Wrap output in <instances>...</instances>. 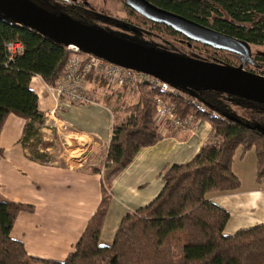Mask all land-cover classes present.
Returning <instances> with one entry per match:
<instances>
[{"label":"trees","instance_id":"1","mask_svg":"<svg viewBox=\"0 0 264 264\" xmlns=\"http://www.w3.org/2000/svg\"><path fill=\"white\" fill-rule=\"evenodd\" d=\"M32 1L53 13H64L92 26L98 27L99 22L108 20L103 11L87 0H82L78 6L54 0ZM148 1L226 35L264 44V0ZM128 4L134 16L143 18L152 29H162L160 31L183 42L187 39L188 44L191 40L201 42ZM12 40L20 41L24 50L14 61H8L6 44ZM68 46L28 25H18L0 16V134L11 113L26 120L22 141L35 124L44 123L45 114L40 109L39 96L30 83L32 77L38 75L46 83L56 84L75 53L68 50ZM89 78L99 83L100 79L106 81L96 74ZM185 87V91L194 93L218 112L215 117L206 111L196 112L198 118L211 122L216 140L201 146L190 161L167 168L163 174L162 190L149 204L123 217L111 245L100 243L112 202V195L105 184L102 185L98 208L75 250L63 262L32 256L22 241L12 238L18 215L34 212L35 206L0 197V264H264V223L227 236L224 229L230 213L208 197L210 193L233 192L241 186L240 178L232 169L239 146L243 148L242 154L255 149L256 179L264 181V132L228 117L227 114L232 113L216 97L221 93L195 86ZM120 91L125 92L126 89ZM123 92L118 96L124 97ZM133 94H139V100L128 102L124 98L113 109L115 121L106 166L114 164L116 173L127 168L142 149L164 138L156 121L155 99L159 91L142 85ZM231 96L241 102L245 113V116L236 115L238 118L264 127V103ZM171 99L179 104L177 109L181 114L194 112L193 105L184 98L175 96ZM3 153L0 147V154ZM94 171L99 172V169Z\"/></svg>","mask_w":264,"mask_h":264},{"label":"crops","instance_id":"2","mask_svg":"<svg viewBox=\"0 0 264 264\" xmlns=\"http://www.w3.org/2000/svg\"><path fill=\"white\" fill-rule=\"evenodd\" d=\"M44 83L36 75L30 86L39 96L40 109L46 114L55 107V101L45 90ZM91 84L100 85L94 79L89 85L94 88ZM100 86L96 90L102 93L106 87ZM108 91L113 94L115 90ZM98 96L97 104L62 102L56 110L58 131L47 126L45 115L44 123L35 124L24 141L25 119L11 113L4 123L0 134V147L4 150L0 154V197L35 206L34 212L18 215L11 232L12 238L22 241L32 256L65 261L98 208L104 184L110 188L112 202L100 243L111 245L123 217L149 204L162 190L167 168L190 161L207 143L202 136L212 134L204 124L194 134L169 126L162 128L161 141L142 149L124 170L108 175L106 154L115 121L116 100L110 95H105V100L103 94ZM63 126H67L66 129ZM74 135L79 136V141L89 138L91 144L78 166L64 165L59 160L58 142L76 143ZM246 154L241 156V163ZM234 164L235 161L232 169L240 178L241 186L233 192L208 195L212 202L230 213L224 229L227 236L264 223V181L256 179L257 161L250 163L245 173L237 172Z\"/></svg>","mask_w":264,"mask_h":264},{"label":"water","instance_id":"3","mask_svg":"<svg viewBox=\"0 0 264 264\" xmlns=\"http://www.w3.org/2000/svg\"><path fill=\"white\" fill-rule=\"evenodd\" d=\"M127 2L146 15L186 32L192 38L247 54L245 46L232 36L159 8L148 0ZM1 15L18 25H28L55 41L75 45L82 51L146 71L182 89L186 85L207 88L264 103V75L244 69L243 64L232 66L149 47L86 24L70 15L53 13L32 0H0ZM227 115L248 128L264 132L260 124L252 125L234 114Z\"/></svg>","mask_w":264,"mask_h":264},{"label":"built area","instance_id":"4","mask_svg":"<svg viewBox=\"0 0 264 264\" xmlns=\"http://www.w3.org/2000/svg\"><path fill=\"white\" fill-rule=\"evenodd\" d=\"M24 46L20 41L12 40L6 44V52L8 61H14L22 54ZM68 50L75 51L69 58L65 66L61 78L54 85L44 83L45 90L53 97L55 107L46 111V121L53 122L58 128L59 118L56 110L61 107L62 102H69L76 105L97 104L99 102L98 92L94 88H90L91 74L103 76L108 85L119 89H131L138 91L142 85L156 88L159 95L155 99L156 121L162 128L173 127L181 131H196L200 126L196 112H208L213 117L218 115L216 110L209 108L207 104L193 97L184 89L171 84L157 76L146 71L138 70L132 67L124 66L99 56L92 52H85L77 49ZM182 97L193 105L194 112L181 114L177 108L179 104L175 103L171 97ZM67 126H63L66 129ZM212 131V126L207 123ZM163 131V129H162ZM211 135H203L205 142L214 141L208 137Z\"/></svg>","mask_w":264,"mask_h":264},{"label":"rangeland","instance_id":"5","mask_svg":"<svg viewBox=\"0 0 264 264\" xmlns=\"http://www.w3.org/2000/svg\"><path fill=\"white\" fill-rule=\"evenodd\" d=\"M89 1L90 5L94 6L96 9L103 11L107 15V21L99 22L101 29L112 33L114 35L127 38L129 40H132L134 42L153 47L156 49L164 50L169 53L177 54L180 56H187L194 59H200V60H207V61H213V62H228L234 65H238L239 60L232 57L230 54H228L225 51L222 50H215L213 48H210L206 45L191 42L188 44L187 42L180 41L179 38H174L169 35H167L165 32L160 30H154L151 28V26L146 25V21L139 17L134 16L133 12L125 6V3L123 0H87ZM141 22V23H140ZM75 49V48H74ZM249 53L255 59V62L253 63H247L245 65V68L249 71L256 72L258 74L264 75V44L257 45V44H251L249 45ZM102 82V83H101ZM101 83V84H100ZM100 85H97V87H94L93 84H91V87H94V89H97L98 86L100 87H106L102 93L99 91L98 94H103L104 100L105 95H110V97L114 96L116 100V105L124 100V98L128 102H135L139 100V94H133V90L126 89V92H124V97L118 96L119 90L116 87H112L111 85L106 86V81H101L100 79ZM96 86V85H95ZM107 89V90H106ZM115 90L114 93H110L108 91ZM121 90V89H120ZM218 92V91H217ZM105 93V94H104ZM221 94H217L216 97L220 98V101L225 105V108L228 112L234 114V115H240L245 116L243 108H241V102L234 98L233 96L219 92ZM190 94L199 100L197 96H195L194 93ZM201 102H204L200 99ZM207 104V103H206ZM208 105V104H207ZM210 108V106L208 105ZM123 115V114H122ZM200 121V126L204 124L207 127V123L211 122L207 120L206 118H198ZM59 123V122H58ZM50 128H53L55 131H58V128H55L56 126L53 124V122H50L47 124ZM55 126V127H53ZM199 126V127H200ZM212 126V124H211ZM173 128V127H172ZM196 131H183L185 133L194 134ZM213 130V128H212ZM179 131V130H178ZM214 135V133H213ZM74 138L76 137V143L70 144L68 140L65 141H59L58 142V156L59 160L64 165H72V166H78L81 163V160L83 159L85 153L89 149L90 146V139L89 138H82L79 141V136L74 135ZM210 140L215 139V135L212 137H208ZM82 141V142H81ZM100 151V150H99ZM98 151V152H99ZM255 149H250L247 151L246 159L243 163H241L239 160L241 156L243 155L242 152L243 148L242 146H239L236 155H235V164L234 169L237 172H247L250 163H254V161H257L256 151ZM108 175H110L115 170L114 164L110 163L108 166ZM107 180V179H106ZM106 185V184H105ZM107 187L108 192L111 194L110 188Z\"/></svg>","mask_w":264,"mask_h":264},{"label":"flooded vegetation","instance_id":"6","mask_svg":"<svg viewBox=\"0 0 264 264\" xmlns=\"http://www.w3.org/2000/svg\"><path fill=\"white\" fill-rule=\"evenodd\" d=\"M36 1H41V0H36ZM45 1H47L48 2V0H45ZM54 1H56V2H58V3H70V4H72V6H75V5H80V3L82 2V0H54ZM124 1V3H125V6H127V8H130V6H129V4H128V2H127V0H123ZM88 3H89V1H87ZM212 29V28H211ZM213 30V29H212ZM214 31H217V30H214ZM217 32H219V31H217ZM221 32V31H220ZM222 33V32H221ZM234 38H236V37H234ZM194 39H196V38H194ZM236 39H238L239 41H240V43H242L244 46H245V48H246V52H247V54L246 55H244V54H241V53H239V52H237V51H234V50H231V49H228V48H222V47H220V46H217V45H214V46H211L210 45V43H208V42H206V41H203V40H200L201 42H198V41H195V40H191L192 42H195V43H200V44H203V45H206V46H208V47H210V48H213V49H217V50H222V51H225V52H227L228 54H230L232 57H234V58H236V59H238L239 60V63H238V65H234V64H232V66H240V65H242L243 64V67H244V69H246L245 68V65L247 64V63H253V62H255V59H253V57L251 56V54L249 53V45H251V44H255V43H251V42H248V41H246V40H243V39H240V38H236ZM198 40V39H197ZM186 42H187V39H186ZM257 45H261V44H257ZM220 48H222V49H220ZM220 63H223V64H227V63H224V62H220ZM229 65H231V64H229ZM247 70V69H246Z\"/></svg>","mask_w":264,"mask_h":264},{"label":"bare ground","instance_id":"7","mask_svg":"<svg viewBox=\"0 0 264 264\" xmlns=\"http://www.w3.org/2000/svg\"><path fill=\"white\" fill-rule=\"evenodd\" d=\"M18 23H19V22H18ZM71 46L75 47V49H77V48H78V47H77V46H75V45H71ZM71 46H70V47H71Z\"/></svg>","mask_w":264,"mask_h":264}]
</instances>
